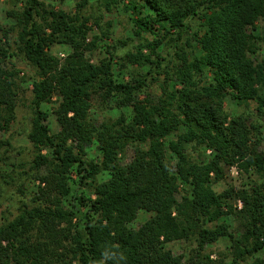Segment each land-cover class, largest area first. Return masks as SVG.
<instances>
[{
    "label": "trees",
    "instance_id": "1",
    "mask_svg": "<svg viewBox=\"0 0 264 264\" xmlns=\"http://www.w3.org/2000/svg\"><path fill=\"white\" fill-rule=\"evenodd\" d=\"M101 3L111 11L123 0ZM86 5L87 0H81L77 12L69 14L46 8L40 0H24L22 9L7 12L15 20L20 53L38 73L32 83L34 117L27 134L36 150L32 167L51 166L52 171L39 179L46 190L62 196L71 192L67 180L74 168L79 185L89 184L94 196L77 197L85 209L80 229L76 225L71 230L75 215L60 202L23 207L5 219L0 223V264H59V251L69 255L60 264H238L264 250V153L251 145L252 135L255 145L264 143V132L248 116L231 115L224 107L225 100L253 103L264 121V60L255 59L261 39L256 23L264 19V0H127L122 9L130 15L133 34L110 47L125 48L119 56L122 65L147 66L144 73L132 72L134 77L127 81L114 75L116 51L98 64L85 57L97 40L113 34L111 22L103 25L96 16L92 23L98 32L87 41L91 17L80 12ZM193 21L198 29L189 35ZM185 34L189 38L182 42ZM54 43L71 48L61 64L48 52ZM6 55L0 46V107L7 111L0 114V130L7 127L15 105V82L5 69ZM161 75L165 87L156 103L140 102L138 94ZM169 81L173 86L168 91ZM53 93L59 96L56 144L48 114L41 109ZM92 94L130 106L131 119L121 115L110 123H94L89 118ZM94 143L99 160H86V148ZM128 145L133 155L119 162ZM192 146L209 149V159L193 160L188 151ZM44 148L50 149L51 159L41 154ZM235 164L246 172L253 170L259 183L216 193L213 183ZM103 172L107 177L95 181ZM180 183L189 189L178 200ZM46 190L39 187L40 193ZM233 197L241 198L238 213L246 223L240 244L234 242L233 259L225 262L212 259L204 246L224 236L233 239L228 225L218 222L233 211L228 204ZM140 210L150 216L139 227H130ZM62 222L66 229L59 228ZM34 229L40 236L33 241L28 235ZM190 238L196 247L186 257L165 246Z\"/></svg>",
    "mask_w": 264,
    "mask_h": 264
},
{
    "label": "rangeland",
    "instance_id": "2",
    "mask_svg": "<svg viewBox=\"0 0 264 264\" xmlns=\"http://www.w3.org/2000/svg\"><path fill=\"white\" fill-rule=\"evenodd\" d=\"M46 6V8L61 9L69 14L77 12V3L81 0H40ZM102 0H87V5L80 9V12L84 15L91 17L88 25L91 27L87 41L92 39V36L98 32V28L92 20L94 17H101L102 24L105 22H111V30L113 31L110 38H102L96 41V47L86 50L85 57L90 62L98 64L102 59L108 57V53L112 51L110 47L115 40L131 37L133 32L132 23L129 19V14L124 12L122 4L127 0H123V3L111 11H106L101 3ZM24 6V0H0V46L7 52L4 58V65L7 71H10L13 75L15 82V105L14 109L10 112L11 120L7 127L0 130V223L5 219H12L23 207H32L36 205L53 207V203L60 202V205L68 211L74 213L75 217L71 220V230L75 228L80 229L78 226L79 220L83 219V213L85 209L80 207L77 197L79 195L91 196L93 193L89 184L80 186L78 182L79 175H76L75 169L69 170L68 185L71 192L68 195L62 196L55 191L46 190L47 185L40 181V177L48 175V172L52 171L51 166H41L39 169H34L32 166L33 159L36 154V150L28 140L27 134L32 127V119L34 117L32 100V83L38 79L37 69L33 67L28 61L24 59L19 51V41L17 38V29L15 27V20L11 18L7 12L9 10L22 9ZM79 12V13H80ZM198 29V25L195 21L192 22L191 28L188 30V34L192 35L194 31ZM255 33L258 34L261 39L258 42L259 50L256 54V62L264 60V19H259L256 23ZM185 42L187 36L185 34ZM190 44L195 46V42L190 40ZM113 57V72L117 80H131L133 78L132 72L137 74L144 73L146 67L140 68L132 65L121 64V56L125 52L124 49H115ZM48 52L58 59L61 64L65 57L71 52V48L64 43H54L48 49ZM149 81V80H148ZM163 76L161 75L157 81H152L147 88L143 89L138 94V100L144 102L148 99L151 103H156L157 98L162 95L163 88ZM173 82L169 81L167 90H172ZM89 118L96 124L101 122L110 123L119 119L123 115L127 120H130L133 114L130 106H118L112 98L104 99L100 94H92L90 98ZM59 103V96L57 93H53L49 101L42 103L41 109L48 114L47 125L51 134L54 136L53 143L58 141V132L60 131L59 124L56 120L55 110ZM225 110L231 115L243 114L248 116V121L260 124V129L264 132V121L260 118L254 109V104L250 103L248 106L237 105L232 101L225 100ZM0 114L7 115V111L4 107H0ZM71 114V113H70ZM182 131V128H180ZM174 136H171V138ZM252 147L258 152L264 153V143L261 142L255 145V137L252 135ZM189 155L193 160L198 162L209 159L210 150H203L201 146H192L189 148ZM41 154L47 155L51 159V151L48 148H44ZM133 155V146L128 145L124 153L119 156V162L130 160ZM167 158L173 161V155L166 154ZM100 156L99 150L96 144L86 148V160L98 161ZM107 177V173L103 172L98 174L94 180L101 181ZM93 182V180H89ZM255 183H259L257 174L251 170L246 172L239 168L236 164L228 167L223 174L222 179L215 181L212 188L216 193L223 192L229 188H233L234 192L248 189ZM91 184V183H90ZM39 187L44 188L46 192L40 193ZM189 187L180 183L176 197L180 200L181 195L187 193ZM40 197L39 199H36ZM228 204L232 207V212L228 215L221 217L218 222H223L228 225V231L233 235V239L229 236L220 237L212 244H206L204 250L210 253L212 259H220L225 262H231L234 256V242L240 244L242 235L245 231L246 220L240 216L239 210L243 207V202L240 197H233L228 199ZM227 206L224 205L223 210H227ZM150 213L140 210L136 218L130 223V227H139L148 217ZM66 222L60 223L59 228L66 229ZM35 229L32 230L28 237L31 240H35L40 234ZM68 242L63 245L67 246ZM166 248L172 251L175 255L182 254L184 257L188 256L191 251L196 247V241L193 238L190 239H178L167 242ZM57 260L60 263L64 260L67 262L69 255L65 256L64 252L59 251L56 253ZM54 257V258H56ZM238 264H264V250L256 252L253 256L244 257L243 260H239Z\"/></svg>",
    "mask_w": 264,
    "mask_h": 264
}]
</instances>
